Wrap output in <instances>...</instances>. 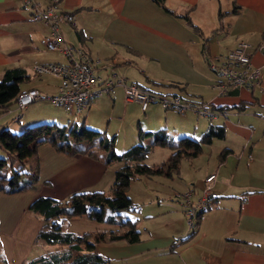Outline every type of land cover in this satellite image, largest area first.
I'll list each match as a JSON object with an SVG mask.
<instances>
[{
	"label": "crops",
	"instance_id": "0c3cea01",
	"mask_svg": "<svg viewBox=\"0 0 264 264\" xmlns=\"http://www.w3.org/2000/svg\"><path fill=\"white\" fill-rule=\"evenodd\" d=\"M38 1L44 7L49 0ZM57 7L73 15V21L62 23L60 31L65 43L91 56L93 71L99 78L96 87L108 75L117 74L158 94H178L192 104L228 106L212 117L226 115L222 123L216 124L225 126V135L219 139L225 142L222 149L229 148L231 152L220 161L221 149L216 156L218 165L205 174V178L211 173L216 177L211 182L209 208L202 213L195 229L173 233L172 227L171 231L156 233L145 227L142 235L136 225L140 241L123 242L125 246L121 248L130 251L128 255L142 257L169 248L174 252V264H264V92L259 88H264V0H164L163 6L155 0H60ZM184 13L197 28L182 17ZM47 33L48 27L35 19L32 9L21 0H0V79L5 68L24 69L29 75L24 82L28 84L22 86V82L20 88H36L41 94L39 99L55 94L59 79L50 73L36 74L33 66L66 62L61 53L43 46L41 39ZM238 40L250 45L251 61L260 69V85L219 96L213 86L218 76L209 68V58L226 54ZM35 75L37 80H33ZM239 102L245 103L244 109L233 107ZM155 103L142 110L138 102L125 98L122 86L115 85L109 92L89 100L79 113L83 115L82 124L88 121L90 128L99 129L98 134H113L114 140L119 127L135 120L137 132L138 125L152 131L162 124L168 131L169 113L160 119L163 113ZM179 115L171 125L173 136H196L212 123L209 117L192 110ZM4 124L0 123V128L7 125ZM135 138L138 139V133ZM149 140L142 139L145 143ZM80 143L86 146L89 141ZM37 152L40 180L35 188L15 193L0 191V242L7 253L0 251L12 264L14 257L8 247L16 248V264H22L35 246L38 250L49 249L44 243H34L42 220L29 210L32 200L41 195L62 200L72 192L108 191L120 165L105 164L86 152L57 150L48 142L41 143ZM97 152L100 156L105 153L102 149ZM229 159L235 161L232 167L227 164ZM174 173L180 176L181 163ZM158 176L162 175L141 176L138 180L146 177L157 183ZM204 188L200 192L194 186L188 187L189 204L202 198ZM136 203L140 209L142 203ZM159 212L147 210L143 216L153 218ZM71 221L109 226L81 216L68 218V226ZM193 229L188 240L172 247L176 239Z\"/></svg>",
	"mask_w": 264,
	"mask_h": 264
},
{
	"label": "trees",
	"instance_id": "16d2710c",
	"mask_svg": "<svg viewBox=\"0 0 264 264\" xmlns=\"http://www.w3.org/2000/svg\"><path fill=\"white\" fill-rule=\"evenodd\" d=\"M155 1L163 6L164 0ZM164 8L171 12L165 6ZM182 17L192 27L197 28L190 21L188 13L182 14ZM28 79L29 75L22 68L4 69L0 79V108L3 112L16 102L18 94L22 91L20 84ZM227 107L212 106L210 108L217 113L222 112L223 108L228 109ZM233 107L244 109L245 103L239 102ZM74 126L75 124L71 127V132L74 133L73 141L64 137L66 125L58 126L55 135L40 138L36 137L31 127H25L19 133L11 132L5 127L0 128V146L7 153V156L0 157V191L2 192L15 193L36 186L40 180V171L39 162L35 156L37 146L43 142H50L57 150L71 153L86 152L92 157L101 159L105 164L120 163L114 171L111 194H106V191L102 190L78 191L72 192L62 200L41 195L31 201L29 209L42 220L34 243H44L53 248L38 250L22 264H112L107 256L98 251L99 243L122 241L133 244L140 241V231L136 227L137 219L128 214L139 209V203L133 201L127 192L130 181L141 176H170L172 172L179 170L182 159L199 156L203 145L210 144L214 139L223 138L226 132L223 124L210 123L198 136L175 137L162 128L146 131L138 125V141L125 151L117 152L111 145L113 138L98 134L94 129L83 126L82 122L76 129ZM146 137L150 138L147 143L142 141ZM84 140L89 143L86 146L80 145L79 142ZM155 146L169 147L172 153L166 160L148 165L144 162V158ZM97 149L105 151L103 156L98 154ZM230 152L229 148L222 149L218 159L223 161ZM32 157L34 163L29 167L30 170H24L25 164ZM211 199L212 195L209 194L205 206L196 213L191 228L197 226L202 213L209 208ZM76 216L107 224L114 229L83 232L69 230L66 220ZM59 222L62 224L61 227H56L54 224ZM63 223L66 224L63 225ZM194 229L186 236L176 239L172 247L188 240L194 234ZM0 264H7V259L1 251Z\"/></svg>",
	"mask_w": 264,
	"mask_h": 264
},
{
	"label": "rangeland",
	"instance_id": "374dc122",
	"mask_svg": "<svg viewBox=\"0 0 264 264\" xmlns=\"http://www.w3.org/2000/svg\"><path fill=\"white\" fill-rule=\"evenodd\" d=\"M63 56L66 60L65 55ZM37 78V75L33 76V80H37ZM142 83L151 88L150 84H146L145 81H143ZM26 84H28V82H23L22 86H25ZM152 87L156 88V86L154 85H152ZM161 95H163V97L166 99H170L172 97V94H168L167 92H163ZM155 104L158 105L156 109L160 110L163 113L161 114L162 116H160V119L163 120L165 113H169L166 129H168L167 132L174 135L171 125L172 123H174L175 118H177L176 115L180 116V113L173 108L166 109L160 103ZM225 117L226 115L220 113L219 115L210 118L208 121L214 124L222 123ZM82 120L83 115H81L80 113H69L59 107H55L51 105L49 100L45 97L30 103L26 108H18L15 102L10 106L9 110L5 112H2L0 109V123L7 124H4V127L9 129L11 132L16 133L21 132L24 127H31L36 133L37 138L55 135L58 126L67 125L64 137H67L70 141H73L74 133L71 132V127L73 124H75L74 129H76V127L82 122ZM137 122L138 121L135 120L125 124L123 127L121 126L118 128V134L111 142V145L115 151H125L128 147L138 141V139L135 138L136 134L138 133ZM83 126L90 128L88 126V121L85 124L83 123ZM164 126L165 125L162 124L160 128L163 129ZM254 126H256L255 123ZM111 127L112 126L110 125L108 133L112 129ZM160 128L156 127L153 130ZM92 129L96 130L97 133L99 132V129ZM198 135L199 134L197 133L196 136ZM107 137L111 139V137H113V134H109V136ZM84 141L85 143L87 142L86 140ZM79 144L82 143L79 142ZM224 145L225 142H223L222 139H215L211 145L204 146L203 152L198 157L192 160L183 159L181 161L180 176H178L177 173L173 172L171 176L156 177L155 179H158L157 183L151 180L148 181L146 177L139 180L134 179L130 181V184L127 188L128 194L132 197L133 201L140 202L142 204L138 212H129L128 214L130 215V217L137 216L141 218L137 220L136 225L142 231V235H144L145 227L151 229L156 233L171 231L172 227L173 233L174 230L184 233L188 231V229L191 227L188 222V216L185 213L188 204L187 201L191 200L190 196H186L187 191H189L188 187L194 186L196 189H200L201 192L203 188L207 186L204 181L205 174L208 171L214 170L218 165L216 156L224 147ZM91 147L92 144L90 145V148ZM170 154L171 149L169 147L155 146L154 149L146 155L144 161L149 164L158 163L166 160ZM4 156H7V153L0 146V157ZM35 157L38 161V152L36 153ZM234 162V159H229L227 161V164L231 166V163ZM33 163L34 160L32 157L25 164L24 170H30L29 167ZM212 185L213 183L210 184V187H212ZM106 194H111V191H106ZM196 198H194V200ZM147 210L161 212L156 213L153 218L147 219L143 216V214ZM97 226L98 228H96ZM67 227L69 230L76 232H83L85 230L106 231L114 229V227L112 226L106 227L105 225H89L88 223H81L78 221H71L69 226ZM121 246H125V243L121 241L108 243L101 242L97 245V249L105 256L110 257L113 261V264H174V252H170L168 250L169 248L151 251L148 257H142L137 255H128L130 254V251H124ZM47 247L53 248V246L51 245H47ZM35 248H37V246H35L30 251L28 258L34 255L35 252H38V249ZM0 249H3V253H7L2 241L0 242ZM8 249L10 254L14 257L13 264H16V248L12 250L10 247H8ZM122 254H124L125 256H120ZM7 264H12V261L8 259Z\"/></svg>",
	"mask_w": 264,
	"mask_h": 264
},
{
	"label": "built area",
	"instance_id": "2783aa9c",
	"mask_svg": "<svg viewBox=\"0 0 264 264\" xmlns=\"http://www.w3.org/2000/svg\"><path fill=\"white\" fill-rule=\"evenodd\" d=\"M21 1L24 6L32 9L35 19L41 20L48 27V33L41 39L43 46L47 50L58 51L66 57L65 63L36 64L33 66L34 73H50L59 79L57 92L47 96L51 105L69 113H79L89 100L107 93L115 85H119L123 88L125 98L138 102L142 110L157 102L165 108H173L182 114L187 110H192L199 116L209 117L213 115V111L207 104H192L178 94H173L170 99H166L163 95L144 86L127 82L123 75H108L102 81V85L96 87L99 78L93 71L91 56L81 48L65 43L61 34L60 25L73 21V15L70 11L57 7L60 0H49L44 7H41L38 0ZM249 47L247 42L238 40L226 54L209 58V68L218 76L213 86L217 88L219 96H227L229 91L235 88L249 90L260 85V69L252 63ZM74 54H77L78 58H75ZM259 88L260 91L264 92L263 87L260 86ZM40 97L41 94L36 88L22 90L16 98V105L22 109ZM215 177V173L206 176L204 181L207 186L204 188L202 198L197 203L192 205L187 201L185 213L191 227L196 213L206 204L210 194V185L208 184L213 182ZM189 195L190 192H187L186 196Z\"/></svg>",
	"mask_w": 264,
	"mask_h": 264
},
{
	"label": "water",
	"instance_id": "95a60500",
	"mask_svg": "<svg viewBox=\"0 0 264 264\" xmlns=\"http://www.w3.org/2000/svg\"><path fill=\"white\" fill-rule=\"evenodd\" d=\"M239 90L240 89H238V88L232 89V90L229 91V94H238Z\"/></svg>",
	"mask_w": 264,
	"mask_h": 264
},
{
	"label": "bare ground",
	"instance_id": "6f19581e",
	"mask_svg": "<svg viewBox=\"0 0 264 264\" xmlns=\"http://www.w3.org/2000/svg\"><path fill=\"white\" fill-rule=\"evenodd\" d=\"M213 115H214V111H213ZM213 115H212V116H213Z\"/></svg>",
	"mask_w": 264,
	"mask_h": 264
}]
</instances>
